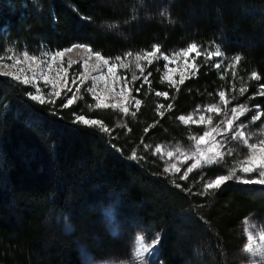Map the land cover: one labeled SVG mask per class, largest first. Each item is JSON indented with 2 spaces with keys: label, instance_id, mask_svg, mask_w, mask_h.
Segmentation results:
<instances>
[{
  "label": "trees",
  "instance_id": "obj_1",
  "mask_svg": "<svg viewBox=\"0 0 264 264\" xmlns=\"http://www.w3.org/2000/svg\"><path fill=\"white\" fill-rule=\"evenodd\" d=\"M75 43L109 58L192 43L201 55L195 73L174 88L154 57L151 84L137 91L142 103L128 114L90 107L88 94L69 107H61L65 95L40 104L28 95L32 85L0 75V264H85L81 246L98 259L122 257L128 235L110 228L109 205L115 219L160 232L163 264L246 262L242 225L255 214L264 229V185L233 179L203 194L234 155L181 179L164 171L154 149L189 147L201 126L178 117L218 102L220 91L264 112V0H0V56ZM217 48L221 56L206 58ZM75 115L98 119L109 132L76 123Z\"/></svg>",
  "mask_w": 264,
  "mask_h": 264
},
{
  "label": "rangeland",
  "instance_id": "obj_2",
  "mask_svg": "<svg viewBox=\"0 0 264 264\" xmlns=\"http://www.w3.org/2000/svg\"><path fill=\"white\" fill-rule=\"evenodd\" d=\"M81 44V43H75ZM73 45L60 49V50H48L46 48L42 49L38 54H31L27 51L29 56H36L37 59L35 61L29 59L25 60L23 57V52H17L16 50L10 49L8 54L5 56H0V73L3 72H11L14 74H18L21 76V80L24 78L25 75L29 77L31 80L35 75L37 80V85L43 92L46 99H53L57 98L54 96H49V93L53 91L51 85L46 84L42 78V73L47 74L49 79L54 81L56 84V90L61 91V95H65V97L70 98L71 96L75 95L77 98L82 97L83 95L88 94L91 101L90 107H96V104L99 102L97 97L104 100L105 103L108 104H119L120 107L118 109H122L125 105L129 108V110L136 109L135 101L139 100L142 103L141 98L137 94V90L140 91V88L145 87L146 85L151 84V71L147 69L152 65L148 63L147 59H141L139 62L136 61V55H141L145 52H131L133 55L128 56L127 54L123 56H118L121 58L120 61H117L115 58L104 57L109 60V65L116 64L117 67L115 69V75L108 73L107 69L109 65H104L102 61L98 60L95 56L96 51L92 50L89 52L87 48H72V51L65 52L63 58L57 57L56 61L52 63L51 70L48 71V61L52 54L57 51H63L67 48L72 47ZM86 45V44H82ZM91 48L89 45H86ZM189 47V46H188ZM187 47L180 48L175 51H171L170 53H163L159 52L156 53L155 56L151 57V61L154 60V57H158L160 61L157 63L161 67L162 71V78L170 87H175L179 84L181 79V75L184 78L192 75L195 73L197 69L196 65V53L193 52L189 56L185 57L183 54L174 55L177 52H181V50L186 49ZM154 51V50H152ZM149 52V51H148ZM167 55L169 57L168 60H165L163 57ZM102 56V55H101ZM19 59L20 63L14 65V60ZM71 63V67H69V62ZM87 61V70H85L84 62ZM193 62L195 63L196 67H193ZM137 63L140 64V67H136ZM122 65H126L122 66ZM63 67L67 68V75L64 76L61 73L62 79H57V72L58 70ZM23 69V72L20 71ZM143 69V71H141ZM83 74V75H81ZM170 76L172 80L176 82L175 85L171 83L170 80L165 79V76ZM93 77H96L95 81H93ZM100 77H103L101 79ZM135 77V79H133ZM67 81V87L65 88L64 81ZM75 81V82H73ZM138 82V85L135 86L136 91L133 92V87L135 82ZM33 86V93L35 91L34 85ZM94 87L95 93L88 92V87ZM71 91H68V89ZM123 89V93L121 90ZM160 92V91H158ZM225 98L229 101L228 104H223L220 102H215L220 109L221 112L217 113H208L204 111L206 106L202 105L198 108L200 111L194 110L190 113L182 114L184 116L191 115L193 120H198L200 115H204L207 119L211 116L212 124H197L193 122H189L188 124H195L201 126L202 131L200 133L194 134L190 137L189 147L182 146L179 143H164L158 144L156 147H161L162 152L157 153L159 157L162 159L165 169H170V173H177L181 177L187 172V169L195 162L196 157L193 153L196 152L195 140L192 139L193 136H200L203 134L204 131H210L212 127H215L217 124H220L222 120H226L229 118L232 113L231 109L236 107L240 104L246 105L250 111L246 112L243 116L240 117L239 120L234 121V130L235 125L239 124H246L248 127L245 129L246 132L250 131H257L264 127V117L261 116L259 121L253 123L251 121V117L261 112L259 107L248 105L246 103H235L232 102L230 98L225 95ZM225 125L220 124V127L223 128ZM229 136L231 133L228 134ZM262 138L261 135L258 133L257 136L253 137L249 142H256L258 139ZM217 139H220L217 136ZM155 147V149H156ZM206 146H201V148H205ZM227 147L233 148L234 151L231 155H234L235 160L233 161V167L237 169L240 166V161L245 159L248 150L241 146L238 141H229ZM179 148L180 152H175V149ZM154 149V152H155ZM223 151H227V149H222ZM167 151H173L174 155L172 157H167ZM156 153V152H155ZM225 155V156H231ZM192 157L191 159H186L185 157ZM175 164L177 168L180 169L179 172H176L171 166ZM208 164H204L203 161L201 166H205ZM200 167H197L193 170H196ZM192 170V171H193ZM189 174V173H188ZM187 174V175H188ZM238 176H242L247 179H258V172L257 173H241L237 171ZM105 217L108 221L110 228L116 232L117 234L123 237L124 235H128L129 245L126 252L122 255V257H107L104 259H98L94 257L91 252L84 248L83 246L80 247L82 259L85 264H163L162 260L159 257V247H160V240L161 234L160 232L154 230L152 227H145L139 229L141 226H137L132 219H124V218H116L114 208L112 206H105L104 207ZM250 225L253 226L250 228ZM243 232L246 235V244L249 243L248 237L249 235L253 238V245L254 247L264 246V240H261L260 237L264 236V229L260 226L259 220H257V216L255 214L251 215L250 217L244 219L243 221ZM156 234H159V243L156 245L155 249L153 250V254L149 255L148 253H144L142 259H137L135 253L137 249H140L145 246H149L153 240L156 239ZM123 235V236H122ZM143 242V243H141ZM244 248V249H245ZM246 255V262L242 264H250L251 260H255V264H260L259 257H250L248 253L244 251Z\"/></svg>",
  "mask_w": 264,
  "mask_h": 264
},
{
  "label": "snow or ice",
  "instance_id": "obj_3",
  "mask_svg": "<svg viewBox=\"0 0 264 264\" xmlns=\"http://www.w3.org/2000/svg\"><path fill=\"white\" fill-rule=\"evenodd\" d=\"M166 14V13H162ZM109 28H114L116 27V25H108ZM87 48V50L89 52L92 51L91 48H89L86 45H82V44H76L73 45L70 48H67L63 51H57L54 54L51 55L50 60L48 61V71L51 70V66L52 63L56 61L57 57L63 58L65 55V52L67 51H72V48ZM198 46L196 43H192L189 47H187L184 50H181V52H177L174 55H180L183 54L185 57L189 56L191 53L195 52L196 56L199 57L201 55V53L197 50ZM160 52V48L159 46H157L154 51H149V52H145L143 54V57L141 55H136L135 59L137 62H139L142 58L143 59H147L148 63H151V57L155 56L156 53ZM128 56H132L133 54L131 52L127 53ZM212 55L215 56H221L222 53L220 51L219 48L216 49L215 53H208L206 55V58H210ZM95 56L98 60L102 61L104 65H109V60L104 58L103 56H101V54L99 52L95 53ZM23 57L25 60H33L35 61L37 59L36 56H29L27 51H25L23 53ZM165 60H168L169 57L167 55H165L163 57ZM117 61H120L121 58L120 57H116L115 58ZM240 56L237 55L235 57V61L239 62L240 61ZM20 60L16 59L14 60V65L15 64H19ZM71 61L69 62V67H71ZM85 64V70H87V61L84 62ZM125 66L126 65H122ZM215 68H219L220 64L216 63L215 65H213ZM117 65L116 64H111L109 65L107 71L108 73L112 74L113 76L115 75V69H116ZM136 67H140V64L137 63ZM193 67H196L195 63L193 62ZM21 72H23V69H20ZM67 68H63L61 67L58 72H57V79H62L61 73L66 76L67 75ZM141 71H143V69H141ZM0 75H5V76H9L11 77L13 80L15 81H19L22 84H33L35 91L34 93H29V97L32 101L38 102L40 104H44V103H55L54 99H46L42 90L36 86L37 85V80L35 75L33 76V78L30 80L29 77L27 75L24 76V78L21 80V76L18 74H14L11 72H3L0 73ZM83 75V74H81ZM252 77L259 80L260 76L254 71L252 72ZM42 78L44 80V82L46 84L51 85L53 91L49 93V96H54V97H60L61 95V91L56 90V84L54 81L50 80L47 74H43L42 73ZM101 79H103V77H100ZM96 77H93V81H95ZM133 79H135V77H133ZM165 79H168L171 81V83L173 85L176 84V82L174 80L171 79L170 76H165ZM75 82V81H73ZM179 83H184V76L181 75V79L179 81ZM65 88L67 87V81H64V85ZM260 88L262 89L259 92V95H264V85H260ZM68 91H71V89L69 88ZM88 92H92L95 93V88L94 87H88L87 88ZM138 91V90H137ZM239 91L241 92V94H243L246 89L245 88H240ZM121 93H123V89L121 90ZM157 96H164L167 97L168 93L167 92H156ZM219 96V100L220 102H222L223 104H228L229 101L225 98V92L224 91H220L218 93ZM77 97L75 95L71 96L70 98H67L66 103L62 104L61 107H69L71 106L75 101H76ZM98 99V103L96 104L97 108H109V107H114V108H118L120 107L119 104H108L105 103L104 100L100 99L99 97H97ZM141 101L136 100L135 101V107L138 110L140 107ZM164 105H159V108H163ZM172 105L169 104L168 108L169 110L171 109ZM259 107V106H257ZM121 111L125 114H128L129 112V108L125 105ZM197 111H200V109L198 108ZM204 111L208 112V113H217L219 114L221 112L220 107L215 104H208L206 106V108L204 109ZM250 111V109L244 105V104H240L236 107H233L231 109V113L232 115L227 118L226 120H222L220 122V124L225 125L223 128L220 127V124H217L215 127H212L210 131H204L202 135L196 137L193 136L192 139L195 140V146H196V152L193 153V155L196 157L195 162L187 169V172L184 174V176L181 177V179H187V174L192 172L193 169L200 167L201 163L203 161L204 164H217L220 163L221 161L224 160L225 155H231L232 152L234 151L233 148H229L227 147L228 142L229 141H238L239 144L243 147H245L248 152L247 155L245 157V159L240 161V166L237 169L236 167H232L230 169H228L227 174H219L217 175L214 179L208 181L205 186H204V192L203 194H207L209 190H213V189H219L223 184H225L226 182L230 181V180H237L239 182H242L244 184H261L264 185V127H262L260 130L257 131H250V132H246L245 129L248 127L246 124H239V125H235V130H234V121L235 120H239L241 116H243L246 112ZM133 115H135V113H132ZM161 116H163V113H160ZM264 115V112H260L256 115H253L251 117V121L253 123H255L256 121H259L261 119V116ZM178 119L180 121H182L185 124H188L189 122H193V123H197V124H207V125H211L212 124V119L211 116H209L207 119L205 118L204 115H200L198 120H193V117L191 115L189 116H184L181 115L178 117ZM74 122L76 123H81L85 126H97L100 128V130L104 131V132H109V129L103 125V123L98 120V119H87L84 115H75L74 116ZM231 133V135L229 136L228 134ZM258 133L261 135L262 138L258 139L256 142H249L253 137L257 136ZM217 136L220 137V139H217ZM206 146L205 148H201V146ZM149 147V145H145V148L147 149ZM227 149V151H223L222 149ZM156 153H161L162 152V148L161 147H156L155 149ZM175 152H180L179 148L175 149ZM167 157H172L174 155L173 151H167L166 153ZM131 159L136 160L138 159L137 157V153L135 151H133L131 153L130 156ZM186 159H191L192 157H185ZM172 169H174L176 172H179L180 169L176 167L175 164H173L171 166ZM165 172L170 171V169L166 168L164 169ZM237 171L241 172V173H257L258 172V179H247L244 178L242 176H238L237 175ZM173 183H175V180H173ZM179 186V185H177ZM253 226L250 225V228H252ZM159 234H156V239L153 240L151 242V244L149 246H145L142 247L140 249H137L135 256L137 259H142L144 253H148L149 255L153 254V250L155 249L156 245L159 243ZM261 240H264V236L260 237ZM248 241L249 243L247 244V247L244 249V251L246 253H248L250 255V257H259L260 259V264H264V246H260V247H254L253 245V238L251 235H249L248 237ZM143 243V242H141ZM250 264H255V260H251Z\"/></svg>",
  "mask_w": 264,
  "mask_h": 264
}]
</instances>
